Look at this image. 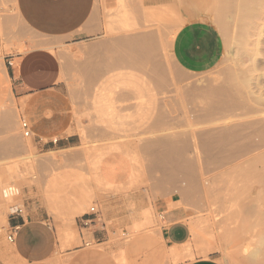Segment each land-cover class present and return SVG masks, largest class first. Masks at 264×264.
<instances>
[{"label":"rangeland","instance_id":"rangeland-1","mask_svg":"<svg viewBox=\"0 0 264 264\" xmlns=\"http://www.w3.org/2000/svg\"><path fill=\"white\" fill-rule=\"evenodd\" d=\"M139 1L96 0L95 6L96 12L102 9L106 37L116 40L105 60L109 69L138 76L126 77L121 86L148 87L146 77L152 73L170 75L165 80L170 89L153 95L151 103L145 94L130 95L124 126L104 125L109 137L103 142L96 128L94 141L81 134L77 146L39 152L34 133L25 138L20 118L0 109V227L6 231L10 213L1 190L15 185L20 189L17 206L39 204L55 236L52 255L29 262L0 235V248L6 249L0 264H179L174 248L160 236L155 209L159 199L172 198L178 202L171 205H182L189 213L191 238L182 247L189 259L212 254L221 264H264V13L250 20L256 14L247 4L252 13L246 15L244 0H153L142 12ZM197 20L218 30L223 54L212 70L181 74L182 82H177L169 40L185 21ZM0 27L8 43L36 39L20 19L15 0H0ZM197 79L203 85L196 86ZM260 93L263 100L253 102ZM149 114L158 125L138 126L137 119ZM148 141H157L155 152L150 147L140 151ZM120 144L130 162L129 176L109 184L100 165L107 155L120 152ZM90 207L97 210L95 228L82 230L80 221Z\"/></svg>","mask_w":264,"mask_h":264},{"label":"crops","instance_id":"crops-1","mask_svg":"<svg viewBox=\"0 0 264 264\" xmlns=\"http://www.w3.org/2000/svg\"><path fill=\"white\" fill-rule=\"evenodd\" d=\"M152 1L137 2L138 11L152 5ZM15 2L20 19L36 39L24 37L8 43L10 40L5 41L0 27V109L7 108L14 117L28 122L39 152L77 146L82 141L81 134L94 141L96 128H100L99 141L103 142L108 136L102 129L104 125L124 126L125 103L130 95L145 94L151 103L153 95H163L170 89L165 81L170 75L163 71L146 77L150 79L148 87L120 85L126 77L138 76H125L123 71L109 69L105 60L116 40L106 37L105 18L102 9L96 12V0ZM138 23L143 25L141 19ZM168 47L176 69L174 78L182 82L181 74L212 70L221 60L224 43L211 23L197 20L181 24ZM109 102L114 106L111 113ZM137 120L138 126L158 125L156 116L151 114ZM156 143L145 142L140 145V151L150 147L155 152ZM118 149L120 152L107 155L100 165V175L109 184H119L129 176L128 156L121 144ZM181 192H185L183 185ZM176 202L172 198L171 202L159 199L155 203L161 223L160 236L166 247L174 248L180 264H221L212 254L188 258L189 253L182 247L191 238L189 213L182 205L170 204ZM22 207L23 213L13 214L12 210L6 218V230L17 228L10 243L12 249L24 261L46 260L55 247L54 230L46 210L33 201L23 202ZM83 219L95 222L93 217L82 216L80 222ZM90 227L95 225L81 229Z\"/></svg>","mask_w":264,"mask_h":264},{"label":"bare ground","instance_id":"bare-ground-1","mask_svg":"<svg viewBox=\"0 0 264 264\" xmlns=\"http://www.w3.org/2000/svg\"><path fill=\"white\" fill-rule=\"evenodd\" d=\"M224 1H227V0H224ZM234 1V0H233ZM246 1V3H245V7H244V12L247 10V12H246V15H247V13H249L250 11H248V6H249V9H251L252 11H253V14H258V12H259V15L261 16V15H263V13H264V0H244V2ZM242 2V1H241ZM220 3H221V1H220ZM225 3V2H224ZM226 4V3H225ZM233 4H235L234 2H233ZM238 4H239V2H238ZM247 4H248V6H247ZM219 5V4H218ZM229 5V4H228ZM217 6V5H216ZM222 6H225L224 4L222 5ZM247 6V7H246ZM251 6V7H250ZM213 7V6H212ZM219 7V6H218ZM239 7H242L241 5L239 6ZM220 8H222V7H220ZM228 8V7H227ZM233 8H234V6H233ZM216 9H217V7H216ZM258 9V10H257ZM223 10V9H222ZM225 11H226V9H224ZM235 10H236V7H235ZM241 11V10H240ZM252 11H251V13H252ZM219 12V11H218ZM235 12V11H234ZM255 12V13H254ZM217 13V12H216ZM220 13V12H219ZM225 13V12H224ZM251 13H249L248 15H250ZM222 14V13H221ZM220 14V15H221ZM232 14H234L233 13V9H232ZM239 14H241L240 12H239ZM252 14V15H253ZM257 14L254 16H250V20H251V17H256L257 16ZM227 15V14H226ZM258 15V16H259ZM217 17V16H216ZM221 17H222V15H221ZM232 17V16H231ZM239 17V16H238ZM263 17H264V15H263ZM258 18V17H257ZM260 18V17H259ZM224 19H225V17H224ZM243 18H240V21L242 20ZM246 19V18H245ZM248 19H249V17H248ZM223 20V19H222ZM262 20H263V18H262ZM221 21V20H220ZM264 21V20H263ZM224 22H225V20H224ZM223 22V23H224ZM221 23V22H220ZM232 23V22H231ZM250 23V22H249ZM264 23V22H263ZM233 24V23H232ZM239 24V23H238ZM243 24H244V20H243ZM257 23H255V25H256ZM228 25H230L229 23H228ZM251 25V24H250ZM263 25V24H262ZM233 26V25H232ZM246 26V25H245ZM244 26V28H245V30H246V27ZM231 27V26H230ZM229 27V28H230ZM238 27H239V25H238ZM241 27V26H240ZM236 28H237V24H236ZM243 28V27H242ZM264 28V27H263ZM233 30V29H232ZM237 30V29H236ZM239 30V29H238ZM244 30V31H245ZM254 30V29H253ZM258 30H261V27H260V29H257V31ZM242 31V30H241ZM256 31V30H255ZM254 31V32H255ZM239 32H240V30H239ZM232 33V32H231ZM244 33V32H243ZM249 34H250V32H248ZM248 34V35H249ZM231 35V34H230ZM239 35V34H238ZM241 35H242V33H241ZM256 35V34H255ZM254 37V36H253ZM259 37V36H258ZM261 37V36H260ZM237 39V38H236ZM235 39V40H236ZM241 39V38H240ZM247 39V38H246ZM250 39V38H249ZM254 39V38H253ZM234 40V41H235ZM251 40V39H250ZM258 41V40H257ZM240 43V42H239ZM243 43V42H242ZM245 43V42H244ZM247 43H249V42H247ZM234 44H236V43H234ZM233 44V45H234ZM261 44V43H260ZM259 44V45H260ZM242 45V44H241ZM247 45L248 44H246V47H247ZM253 45V44H252ZM261 46V45H260ZM258 47V46H257ZM235 54H236V51H235ZM238 54V53H237ZM257 54V53H256ZM236 57H237V55H236ZM238 57H239V55H238ZM244 57V56H243ZM243 57H241L242 59H243ZM235 58V57H234ZM240 58V59H241ZM253 58V57H252ZM245 59V58H244ZM254 59V58H253ZM263 59V58H262ZM256 66L254 65V68H255ZM250 71V70H249ZM255 71H256V69H255ZM232 78H233V76H232ZM158 79V81H159V78H157ZM170 79V78H169ZM225 79V78H224ZM174 80V79H173ZM202 80V79H201ZM201 80H194L195 81V84H196V86H198L199 84L201 85H203V82L201 83ZM227 80H229V79H227ZM258 80L259 79H257L256 80V84H258L259 82H258ZM162 82H163V80H161ZM232 81H233V79H232ZM230 82V83H229ZM228 83L229 84H232L231 83V81H229ZM251 82V81H250ZM218 83V82H217ZM227 82H226V84H228ZM174 84V83H173ZM250 85H251V83H249ZM160 85V84H159ZM213 86H214V84H213ZM227 86V85H226ZM256 86V85H255ZM199 87V86H198ZM228 88H230V85H228L227 86ZM231 87H232V85H231ZM207 89V88H206ZM217 91V90H216ZM223 91H226V88H225V90H223ZM227 91H229L228 89H227ZM226 91V92H227ZM231 92V91H230ZM260 92V91H259ZM191 92H189V94H190ZM201 93V92H200ZM206 93H207V91H206ZM214 93H215V90H214ZM223 93H225V92H223ZM253 94H255V93H253ZM192 95V94H191ZM218 95V94H217ZM221 95V94H220ZM223 95V94H222ZM222 95H221V98H222ZM225 95V94H224ZM226 95H228L227 93H226ZM193 96H195V95H193ZM212 96H213V94H212ZM229 96V95H228ZM227 96V97H228ZM215 97V96H214ZM263 97H262V95H261V93L258 95H255L254 97H253V102H260V100H263L262 99ZM217 98H215V100H216ZM226 99V98H225ZM225 99H224V101H225ZM219 100H220V97H219ZM237 100V99H236ZM217 101V100H216ZM264 101V100H263ZM218 102V101H217ZM231 102V101H230ZM258 102V103H259ZM221 103V102H220ZM223 103V102H222ZM235 103H237L236 101H235ZM262 103V102H261ZM212 105H213V103H212ZM217 105H219V104H216V106ZM226 105V104H225ZM210 106V105H209ZM215 106V107H216ZM222 106H223V104H222ZM239 106V105H238ZM221 107V106H220ZM213 108V107H212ZM219 108V107H218ZM239 109V108H238ZM247 110V109H246ZM216 112V111H215ZM223 113V112H222ZM216 114V113H215ZM208 116H209V114H208ZM211 117V116H210ZM219 133H220V131H218ZM235 133V132H234ZM230 134V133H229ZM175 135V134H174ZM231 135V134H230ZM236 135V134H235ZM176 136V135H175ZM179 136H180V134H179ZM182 136V135H181ZM232 136V135H231ZM234 137V136H233ZM176 138H177V136H176ZM235 138V137H234ZM172 140H173V138H172ZM232 140V139H231ZM182 141H184V139L182 140ZM181 142V141H180ZM185 142V141H184ZM205 150V149H204ZM3 189V188H2ZM1 197H2V199H3V201H4V203L5 204H7L8 205V208H9V210H10V212H12V210H15L18 206H17V204L15 203L16 202V200H18L19 199V197L18 198H3V196H2V193H1ZM5 204H3V205H5ZM6 206V205H5ZM5 221V220H4ZM138 228V227H137ZM128 238V237H127ZM4 250H5V252H6V249H3L2 247L0 248V260L1 259H4ZM9 250H11V249H9ZM6 255V254H5Z\"/></svg>","mask_w":264,"mask_h":264},{"label":"built area","instance_id":"built-area-1","mask_svg":"<svg viewBox=\"0 0 264 264\" xmlns=\"http://www.w3.org/2000/svg\"><path fill=\"white\" fill-rule=\"evenodd\" d=\"M19 127L22 131V134L25 138H28L31 136L32 134V130L28 124V122L26 120H20L19 123ZM2 196L3 198H17L20 195V189L15 186V185H9L4 187L1 190ZM24 208L21 206H18L14 211L13 214H21L23 213ZM97 214V210L95 207H90L89 212L84 214L83 217L89 216H96ZM95 218V217H93ZM93 220H89V219H83V221L81 222V226L82 227H88L89 225L93 224ZM17 231V228H14L13 230H4L3 227H0V235H5V239L9 242V243H13L14 239H15V232ZM122 235H124V233H122ZM85 246H88L90 244V242H84ZM180 264V263H179Z\"/></svg>","mask_w":264,"mask_h":264}]
</instances>
